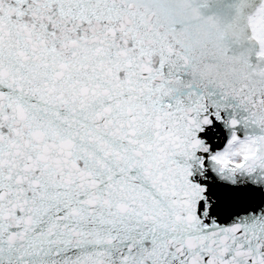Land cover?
Wrapping results in <instances>:
<instances>
[{"label": "snow or ice", "instance_id": "6c2138e0", "mask_svg": "<svg viewBox=\"0 0 264 264\" xmlns=\"http://www.w3.org/2000/svg\"><path fill=\"white\" fill-rule=\"evenodd\" d=\"M0 264H264V0H0Z\"/></svg>", "mask_w": 264, "mask_h": 264}]
</instances>
